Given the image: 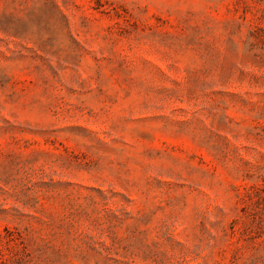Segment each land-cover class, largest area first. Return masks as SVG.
I'll return each instance as SVG.
<instances>
[{
  "label": "rangeland",
  "instance_id": "1",
  "mask_svg": "<svg viewBox=\"0 0 264 264\" xmlns=\"http://www.w3.org/2000/svg\"><path fill=\"white\" fill-rule=\"evenodd\" d=\"M0 264H264V0H0Z\"/></svg>",
  "mask_w": 264,
  "mask_h": 264
}]
</instances>
